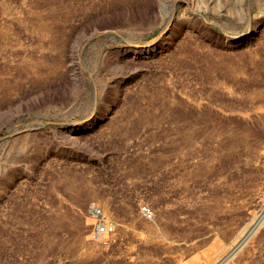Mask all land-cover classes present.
Segmentation results:
<instances>
[{"label": "rangeland", "instance_id": "obj_1", "mask_svg": "<svg viewBox=\"0 0 264 264\" xmlns=\"http://www.w3.org/2000/svg\"><path fill=\"white\" fill-rule=\"evenodd\" d=\"M263 213L264 0H0V264H217Z\"/></svg>", "mask_w": 264, "mask_h": 264}, {"label": "built area", "instance_id": "obj_2", "mask_svg": "<svg viewBox=\"0 0 264 264\" xmlns=\"http://www.w3.org/2000/svg\"><path fill=\"white\" fill-rule=\"evenodd\" d=\"M140 214L146 220L152 218L150 209L145 205L140 207ZM88 217L92 221L91 238L94 241L117 234L115 219L106 213L101 206L95 203L90 204L88 207Z\"/></svg>", "mask_w": 264, "mask_h": 264}, {"label": "bare ground", "instance_id": "obj_3", "mask_svg": "<svg viewBox=\"0 0 264 264\" xmlns=\"http://www.w3.org/2000/svg\"><path fill=\"white\" fill-rule=\"evenodd\" d=\"M90 1V0H89ZM86 2V1H85ZM94 2V1H93ZM97 2V1H96ZM87 3V2H86ZM89 3V2H88ZM84 4V3H83ZM96 6V5H95ZM85 10V9H83ZM264 220V213L261 214L257 220L256 223H254V225L252 226V228L250 229L249 233L246 235V237H244V240L241 241L237 247H235V249L233 251H231L230 254H228L224 259H222L220 262H218L217 264H226V261L229 259L230 256H232V254L241 247V245L245 242V240L261 225V223Z\"/></svg>", "mask_w": 264, "mask_h": 264}]
</instances>
